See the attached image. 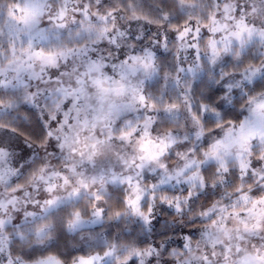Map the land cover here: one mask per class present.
I'll list each match as a JSON object with an SVG mask.
<instances>
[{"label": "snow or ice", "instance_id": "snow-or-ice-1", "mask_svg": "<svg viewBox=\"0 0 264 264\" xmlns=\"http://www.w3.org/2000/svg\"><path fill=\"white\" fill-rule=\"evenodd\" d=\"M0 264H264V0H0Z\"/></svg>", "mask_w": 264, "mask_h": 264}]
</instances>
